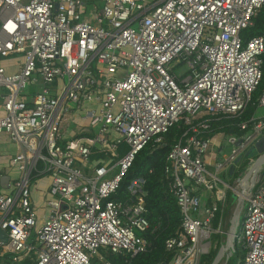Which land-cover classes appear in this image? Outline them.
<instances>
[{
  "label": "built area",
  "instance_id": "built-area-1",
  "mask_svg": "<svg viewBox=\"0 0 264 264\" xmlns=\"http://www.w3.org/2000/svg\"><path fill=\"white\" fill-rule=\"evenodd\" d=\"M101 1L0 0V134L17 146L6 159L16 176L0 193L7 235L0 258L91 264L100 248L130 257L145 252L144 179L129 181L127 199L110 197L137 152L161 143L177 124L185 130L171 143L163 172L180 226L164 243L174 256L156 264H199L211 233L223 234L226 191L217 182L244 196L238 264H264V176L250 194L217 177L261 135L264 117L246 136H226L231 150L223 161L203 158L219 146L203 135L210 119L241 113L261 80L264 35L243 31L264 0ZM257 107L264 108V93ZM76 115L88 134L65 140L62 124ZM92 153L101 157L93 162ZM41 175L50 185L39 220L30 188ZM201 187L215 199L206 203Z\"/></svg>",
  "mask_w": 264,
  "mask_h": 264
},
{
  "label": "trees",
  "instance_id": "trees-1",
  "mask_svg": "<svg viewBox=\"0 0 264 264\" xmlns=\"http://www.w3.org/2000/svg\"><path fill=\"white\" fill-rule=\"evenodd\" d=\"M254 24L251 28L243 31L244 36L264 35V5L261 6L256 16ZM262 77L252 93L250 102L244 110L234 115H217L210 119V129L203 132L205 136H213L217 133L224 135H236L238 137L245 136L251 131L253 123L257 120L254 114L257 109L258 97L264 93V54L262 55ZM245 123L244 129L240 128V124ZM185 128L177 124L172 125L163 135L161 143H147L141 148L134 157L131 166L122 178L116 192L111 195L112 199L125 200L128 197L126 186L129 181L135 177H142L144 183V206L146 212L144 216L149 222V229L143 234L149 241V248L142 253H138L133 257L128 254H114L108 249L100 248L98 254L90 258L91 264H156L157 262H169L174 256L173 252L165 249V240L174 235L180 226L179 208L175 202V198L168 190L167 178L163 172L166 155L170 149V145L174 139L178 138ZM264 135V130L262 131ZM125 151L123 145L118 147L117 155ZM101 155L92 153L91 160L95 162ZM247 161L243 163L241 168L245 166ZM264 176V170L262 171ZM210 198L207 203H210ZM216 219L212 225H216ZM221 235V234H220ZM221 241L217 242L214 247L206 253V260L199 264H209L215 255ZM239 260L242 259L241 252L235 247L233 254ZM233 255L228 259L226 264H231ZM7 257L0 258V264L7 263Z\"/></svg>",
  "mask_w": 264,
  "mask_h": 264
},
{
  "label": "water",
  "instance_id": "water-1",
  "mask_svg": "<svg viewBox=\"0 0 264 264\" xmlns=\"http://www.w3.org/2000/svg\"><path fill=\"white\" fill-rule=\"evenodd\" d=\"M239 142L240 140L237 141V143ZM253 147L257 152V156L250 159L245 164L235 181L236 187L240 191V193L246 192V194H250L256 180L262 176V171L264 170V135H261L254 140ZM8 179L9 178L7 176H4L2 178V180L5 182H7ZM1 185L4 186L3 183H1ZM233 197L236 198L235 209L231 212V215L227 222V227L225 226L226 229L224 228L223 230L224 238L221 241L215 255L213 256L209 264H221V262H223L222 264H226L228 259L235 252V235L238 231L239 224L242 219V211L245 207V202L239 194H235L233 195ZM239 202L240 208L236 212L235 210ZM0 241L3 243L7 242V235L1 229Z\"/></svg>",
  "mask_w": 264,
  "mask_h": 264
},
{
  "label": "rangeland",
  "instance_id": "rangeland-1",
  "mask_svg": "<svg viewBox=\"0 0 264 264\" xmlns=\"http://www.w3.org/2000/svg\"><path fill=\"white\" fill-rule=\"evenodd\" d=\"M92 4H88L87 5V9L89 10ZM182 71V70H181ZM2 92V90L0 89V93ZM65 124H62V127ZM217 138H219V135H216ZM246 136V135H245ZM221 144H222V148L221 150L218 152L217 149L215 148H209L207 150L206 153H204L203 158L204 161L209 164V162H213L214 160H220L223 161V159L225 157H227L230 153L231 150V145L229 143H227V137L224 136L222 138L219 139ZM257 156V152L255 151L254 147H253V143L248 144V146L242 151L241 156L239 158V160L235 163H230L228 165H226L224 168H222L219 172H217V177L223 181L224 183L228 184L229 186H232L234 184V182L236 181L237 176L239 175L240 171H241V166L243 165V163L245 161H249L250 159L254 158ZM8 164H4V169L7 171L8 170ZM207 169L208 170H213L212 167H210L209 165H207ZM16 173H14V175L12 176V178H15ZM36 178H34L32 180V182L35 180ZM43 181H47V178L44 177L42 178ZM41 179L38 180V182L41 183ZM31 182V183H32ZM32 185V184H31ZM219 190H225L226 191V199H225V203L223 205V212H222V228L224 229L225 226L227 227V222L229 220V217L231 215V212L235 209V201L236 198L233 197L234 192L230 189L225 188L224 184L221 182H217V186H216ZM9 191V190H6ZM4 192V191H3ZM2 193V192H1ZM200 193L201 196L207 197V195H211V192H209L208 190H206L205 188L201 187L200 188ZM218 224L216 225H212V229H217ZM226 229V228H225ZM224 238L223 234H218V233H211L210 236V242H211V249L214 247V245L219 241H222ZM206 255L207 254H203L200 258L201 262H204L206 260ZM240 260L238 258H236V256L233 255V258L231 260V264H238ZM223 262H221L222 264Z\"/></svg>",
  "mask_w": 264,
  "mask_h": 264
},
{
  "label": "crops",
  "instance_id": "crops-1",
  "mask_svg": "<svg viewBox=\"0 0 264 264\" xmlns=\"http://www.w3.org/2000/svg\"><path fill=\"white\" fill-rule=\"evenodd\" d=\"M101 4H102L101 0H93L94 6L100 7ZM1 94H2V92L0 93V95ZM260 117H264V108H261V107L258 108L257 107L256 112L254 114V118L257 119ZM84 127H85V122H83L76 115L74 121L70 120V121L66 122L65 125L63 126V133H62L63 138L65 140H67L73 135L76 136V135L88 134L87 132H85L83 130ZM216 135H219V138H217ZM261 135H263V133H261ZM224 136H226V135H224L223 133H217V134L212 136L214 138V141L217 142L219 144V146L221 145V148H222V144H221L219 139L224 137ZM219 146H212V147L217 149V151L219 152V149H218ZM16 148H17V146L14 143H12L11 141H9L5 135L0 134V193L3 191L5 192L8 189L7 188L8 184L10 183V180L12 179V176L15 173V170H13L9 167H8V170L6 171L4 169V164H6V159L8 158V156L10 154H13L16 151ZM4 176H7L9 178L7 182L2 180V178ZM44 177L47 178V181H45V182L42 179ZM39 179L42 180L41 183L38 182ZM1 183H3L5 187L2 186ZM31 184L32 185L30 188V199H31L32 205H33V207L37 213V216L39 217L38 219L41 220L47 212V207H46L45 201L48 198L50 178L46 175L37 176L36 179ZM209 198H210V201L215 199L214 196H212V194H211V195H207V197H204V201H206V203H207L209 201Z\"/></svg>",
  "mask_w": 264,
  "mask_h": 264
},
{
  "label": "bare ground",
  "instance_id": "bare-ground-1",
  "mask_svg": "<svg viewBox=\"0 0 264 264\" xmlns=\"http://www.w3.org/2000/svg\"><path fill=\"white\" fill-rule=\"evenodd\" d=\"M242 198L244 197V196H241ZM241 202V201H240ZM240 202L238 203V205H237V208H236V212L239 210V208H240Z\"/></svg>",
  "mask_w": 264,
  "mask_h": 264
}]
</instances>
